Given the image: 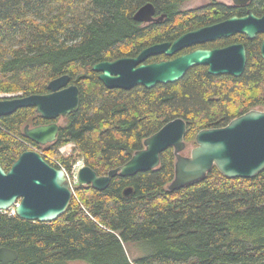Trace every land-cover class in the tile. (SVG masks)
Here are the masks:
<instances>
[{
	"label": "trees",
	"instance_id": "trees-1",
	"mask_svg": "<svg viewBox=\"0 0 264 264\" xmlns=\"http://www.w3.org/2000/svg\"><path fill=\"white\" fill-rule=\"evenodd\" d=\"M151 2L159 22L141 23L135 11ZM184 0H0V94H44L63 74L79 89L78 109L64 117L54 142L40 146L23 136L26 124L51 121L25 107L0 117V165L8 170L28 148L68 170L77 161L99 176L119 167L166 122L182 118L185 142L201 129L225 126L252 108H264V59L257 38L246 45L239 76L189 68L176 82L151 88H107L92 66L135 57L145 47L172 41L235 9L212 2L182 10ZM255 9L264 11V0ZM208 46V45H207ZM164 56H150L157 62ZM74 144V152L59 149ZM31 145V146H30ZM18 151V152H17ZM45 152V153H44ZM49 159V160H48ZM173 149L156 169L114 176L108 186H74L66 211L51 222L0 211V247L15 250L17 263L36 260L86 264H264V170L253 178H227L216 167L204 180L170 191ZM132 188L129 196L124 189ZM138 250L130 259L127 250Z\"/></svg>",
	"mask_w": 264,
	"mask_h": 264
},
{
	"label": "water",
	"instance_id": "water-1",
	"mask_svg": "<svg viewBox=\"0 0 264 264\" xmlns=\"http://www.w3.org/2000/svg\"><path fill=\"white\" fill-rule=\"evenodd\" d=\"M155 13L154 4L147 2L135 11L133 18L147 24L159 22L165 17V14L156 17ZM236 32L245 33L249 38L264 32V16L256 17L249 11L244 17H231L218 24L185 32L172 42L145 47L135 57L98 62L92 69L107 88L125 90L137 85L151 88L159 83L176 82L196 65L207 66L209 74L239 76L246 65V51L242 44L212 50L197 49L173 59L146 62L150 56H171L193 44L213 41ZM260 55L264 59V40L260 45ZM47 88L49 91L44 94L1 97L0 117L20 108L31 107L42 118L55 120L78 109L79 89L69 82L67 74L49 81ZM186 128L185 121L179 117L166 122L143 140V147L135 151L127 162L110 169L105 175L99 176L89 166L83 165L78 171L77 185H90L94 189L103 190L116 175L132 176L156 169L161 153L168 148L173 149L175 159L174 177L168 185L170 191L204 180L213 167L227 178H253L264 170V108H252L223 127L201 129L195 135V146L188 155H182L186 148ZM58 131L57 122L33 127L26 124L23 136L45 146L56 140ZM131 193V187L123 191L125 196ZM72 195L73 190L64 170L50 165L35 150L23 151L8 170L0 165V211L13 209L14 214L21 219L51 222L66 211ZM17 257L15 250L0 247V264H43L36 260L17 263ZM48 264L71 263L58 261Z\"/></svg>",
	"mask_w": 264,
	"mask_h": 264
},
{
	"label": "flooded vegetation",
	"instance_id": "flooded-vegetation-1",
	"mask_svg": "<svg viewBox=\"0 0 264 264\" xmlns=\"http://www.w3.org/2000/svg\"><path fill=\"white\" fill-rule=\"evenodd\" d=\"M184 1H186V0H184ZM242 1L243 0H218V1L217 0H209L208 2H206L204 5H207V4H210L212 2H215L216 4H220V5H223L225 7L237 10V12H233V13L227 15V16H224V17L218 19L217 21H215V22H213L211 24H208V25L218 24V23L223 22V21H225V20H227V19H229L231 17H238V18L244 17V16L248 15L249 11L256 17L264 16V11H258V10L255 9V6H257L256 0H247L244 3ZM204 5H201V6H204ZM160 15H156V13H155L156 17H158ZM208 25H205V26H208ZM202 27H204V26H202ZM237 34L238 35H242L247 40H251V39L257 38L258 39L257 40V44H258L259 53H260V45H261L262 41L264 40V32L256 33L254 35V37H252V38H249L245 33L236 32V33L230 34L228 36H222L220 38H216L215 40H219V39H226L227 40L229 37L237 35ZM172 41H165V42H172ZM213 41H207V42H204V43H201V44H193L191 46L183 48L182 50L174 53L171 56H165L164 54H159V56H164L165 57L164 59H161V60H168V59H173V58H175L177 56H180V55H183V54L190 53V52H192L194 50H197V49H206V50L220 49V48H224V47H227V46H230V45H233V44H242L244 46V48H245V51L247 50L246 49V45L242 41L228 40V41H225V42H221L220 44H217L216 46H209V43L213 42ZM161 43H163V42H161ZM155 44H158V43H155ZM206 69H207V66H206ZM51 122H57V121H51Z\"/></svg>",
	"mask_w": 264,
	"mask_h": 264
},
{
	"label": "rangeland",
	"instance_id": "rangeland-1",
	"mask_svg": "<svg viewBox=\"0 0 264 264\" xmlns=\"http://www.w3.org/2000/svg\"><path fill=\"white\" fill-rule=\"evenodd\" d=\"M208 1L209 0H186L180 5V9L189 10V9L197 8L201 5H204ZM6 96H14V95L0 94V98L6 97ZM259 109H263V108H259ZM57 123L59 125H62L64 123V117L57 118ZM185 143H186V148L182 151V155H188L190 149L195 146L194 140H193V142L191 141V142H185ZM59 152L61 155H65V156L68 155L69 156L70 154H72L74 152V144L70 143V144H67L65 146H62L59 149ZM138 254H139V251L137 249L132 250V251L127 250V255L130 259H133ZM71 264H86V263L76 261V262H72Z\"/></svg>",
	"mask_w": 264,
	"mask_h": 264
},
{
	"label": "built area",
	"instance_id": "built-area-1",
	"mask_svg": "<svg viewBox=\"0 0 264 264\" xmlns=\"http://www.w3.org/2000/svg\"><path fill=\"white\" fill-rule=\"evenodd\" d=\"M83 165H84L83 161L79 159L70 167V169L66 170L62 168L65 172L67 179L69 180V184L72 189H73V186L77 184V174H78L79 169Z\"/></svg>",
	"mask_w": 264,
	"mask_h": 264
},
{
	"label": "bare ground",
	"instance_id": "bare-ground-1",
	"mask_svg": "<svg viewBox=\"0 0 264 264\" xmlns=\"http://www.w3.org/2000/svg\"><path fill=\"white\" fill-rule=\"evenodd\" d=\"M32 127V126H31ZM39 145V144H38ZM31 146V145H30ZM41 146V145H40ZM28 149H30V148H28ZM31 150H35V149H32L31 148ZM35 151H37V152H39L41 155H42V151L40 150V149H38V150H35ZM18 152V151H17ZM45 153V152H44ZM130 159V158H129ZM49 160V159H48ZM62 169V168H61ZM69 169V168H68ZM65 173V172H64ZM66 176V175H65ZM77 176H78V174H77ZM66 179H67V177H66ZM67 181H68V183H69V180L67 179ZM70 185V184H69ZM77 185V184H76ZM76 185H74V186H76ZM74 186H73V191H74ZM71 187V186H70ZM7 211H10L11 213H14V211H13V209H11V210H7Z\"/></svg>",
	"mask_w": 264,
	"mask_h": 264
}]
</instances>
